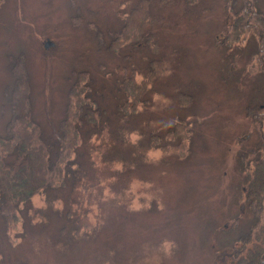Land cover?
Returning <instances> with one entry per match:
<instances>
[{"label": "rangeland", "instance_id": "obj_1", "mask_svg": "<svg viewBox=\"0 0 264 264\" xmlns=\"http://www.w3.org/2000/svg\"><path fill=\"white\" fill-rule=\"evenodd\" d=\"M138 3L0 0V136L22 106L39 132L52 133L75 70L89 71L86 105L105 110L79 129L62 181L22 203L17 221L0 217V264H233V246L241 260L254 245L247 233L264 235L263 224L251 230L247 192L264 162L263 35L244 29L217 41L228 22L236 29L241 0H156L150 49L107 48ZM255 7L264 13V0ZM154 42L166 62L152 79ZM131 75L148 90L125 113L133 97L120 84ZM180 93L192 100L180 103Z\"/></svg>", "mask_w": 264, "mask_h": 264}, {"label": "trees", "instance_id": "obj_2", "mask_svg": "<svg viewBox=\"0 0 264 264\" xmlns=\"http://www.w3.org/2000/svg\"><path fill=\"white\" fill-rule=\"evenodd\" d=\"M155 1L139 0L137 6L133 7L129 15L124 18L123 24L114 31L107 48L115 49L127 41H132L130 43L135 44V46L149 48L151 37L157 34L148 28L154 25L157 20L153 16L154 14L151 15V6ZM160 1L163 0H158V2ZM186 1L190 2L191 0ZM255 1L241 0V11L243 12L238 16L236 29H232L235 20L232 22L233 24L228 22L224 36L217 40L219 43L235 41L239 32L244 29L259 31L263 35L264 43V13L255 7ZM229 8H231L230 4ZM99 32L100 30L96 34L101 41L102 35H99ZM153 46L156 47L154 50L158 51L156 53L152 51V56L157 55L158 58L150 60L149 66H151L150 76L155 79L157 73L164 71L162 68L166 60L163 52H159L161 46L156 42ZM258 62L260 71L264 74V44L259 53ZM72 76L76 78L69 88L65 116L53 126L52 133L47 132L45 134L42 130L39 132L36 121L31 118L28 110H22V106L20 111L14 108L13 115L6 125L5 134L0 136V217L7 225L17 221L20 205L28 202L33 194L42 188L58 185L62 181L64 165L69 159L67 158L69 153H72L76 148L79 129L83 124L97 122L101 118V113L105 111L100 112L99 108L95 109L86 105L87 95L85 92L90 80L89 71L77 72L75 70ZM86 77L87 85L81 83L83 80L86 81ZM148 83L147 80L138 83L134 75H131L130 79L125 77L122 80L120 89L126 95L133 97L132 104L127 101L123 103L121 108L125 113H128L129 109L136 111L137 104L144 99L143 96L148 90ZM23 85V80H19L18 86ZM179 96L180 103H188L192 100L191 94L180 93ZM13 99L14 95L12 94ZM23 101H25V93L21 89V94L17 96V100L14 102L18 103L19 106V104H23ZM259 107H264V104L258 105V110L263 112L262 108ZM254 109L255 107L248 108L249 111ZM25 121H28L29 124L27 125ZM176 130L179 131L177 127H169L168 134L171 139H174ZM181 145L186 146V142H181ZM258 151L264 153V144H258ZM247 181L249 185L247 192L251 197L248 207L250 206L251 211L254 212L255 219V226L251 230L255 231V228L263 224L262 232H264V162L255 164L253 173ZM259 234L256 236V234L249 235L247 233L246 240H250L251 244L254 242V245L248 248L246 253L245 251L242 252L245 255L241 260L237 246H233L231 253L228 254L232 255L233 264L237 262V264H264V235L263 233Z\"/></svg>", "mask_w": 264, "mask_h": 264}, {"label": "clouds", "instance_id": "obj_3", "mask_svg": "<svg viewBox=\"0 0 264 264\" xmlns=\"http://www.w3.org/2000/svg\"><path fill=\"white\" fill-rule=\"evenodd\" d=\"M138 139H139V135H138L137 133H132V134H131V141H132V143H136V141H137ZM149 155H150V156H153V155H155V156H159L160 153H159V152H155V153L150 152Z\"/></svg>", "mask_w": 264, "mask_h": 264}, {"label": "water", "instance_id": "obj_4", "mask_svg": "<svg viewBox=\"0 0 264 264\" xmlns=\"http://www.w3.org/2000/svg\"><path fill=\"white\" fill-rule=\"evenodd\" d=\"M51 45H53V42H52L50 39H47V40L45 41V47H49V46H51Z\"/></svg>", "mask_w": 264, "mask_h": 264}]
</instances>
